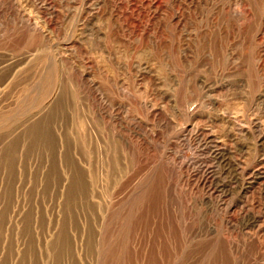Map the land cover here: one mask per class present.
<instances>
[{
  "label": "rangeland",
  "instance_id": "1",
  "mask_svg": "<svg viewBox=\"0 0 264 264\" xmlns=\"http://www.w3.org/2000/svg\"><path fill=\"white\" fill-rule=\"evenodd\" d=\"M252 118L264 0H0V264H264L204 141Z\"/></svg>",
  "mask_w": 264,
  "mask_h": 264
},
{
  "label": "built area",
  "instance_id": "2",
  "mask_svg": "<svg viewBox=\"0 0 264 264\" xmlns=\"http://www.w3.org/2000/svg\"><path fill=\"white\" fill-rule=\"evenodd\" d=\"M253 120L254 119L250 121L251 123L248 129L249 135L252 137L253 141L252 150L255 152L254 157L252 156L251 158L250 165H245V163L240 160L241 155H239V153L244 149L242 147L243 145L239 147L237 144H232L231 147L229 146L225 148V145L222 143L219 136H216L213 133L216 138L211 141L215 146L212 148L211 144L207 146L210 148V151L217 150L219 152L220 159L218 161L215 158L210 157L212 160V165H210V167H214L215 171H217L216 180L226 183V187L223 190L216 189L213 182V176L209 174L212 178L211 187L213 192L227 196L230 202L248 196V194L254 189H258L259 194L264 197V125ZM209 134H207V136ZM252 217H249L245 221H239L237 228L240 231L244 230V232H246L249 227H252L253 222H255L256 226L257 220L254 216Z\"/></svg>",
  "mask_w": 264,
  "mask_h": 264
},
{
  "label": "bare ground",
  "instance_id": "3",
  "mask_svg": "<svg viewBox=\"0 0 264 264\" xmlns=\"http://www.w3.org/2000/svg\"><path fill=\"white\" fill-rule=\"evenodd\" d=\"M237 112V111H236ZM252 119H256L261 125H264L260 120H258V118H252ZM251 119V120H252ZM219 120V119H218ZM240 120V119H239ZM250 120V121H251ZM241 121V120H240ZM243 123V122H242ZM247 123H248V121H247ZM245 124V123H244ZM249 124V123H248ZM231 125H233L234 126V124L233 123H231ZM229 126V125H228ZM233 126H232V129H233ZM40 127V131L41 132H43L44 130L46 131V134H47V129H46V126H45V124H44V121L42 120V121H40V122H38V124H37V129ZM243 128V127H242ZM244 128H246V127H244ZM190 129H191V127H190ZM232 129L230 128V130H228L229 132V135L230 136H232V144L233 145H236L237 143H241V145H243L242 147L244 148V149H246L247 151H248V149L251 147L252 148V146H253V141H252V137L249 135V132L248 131H246V133H243V134H241V135H238V136H236V134H235V132L234 131H232ZM247 129V128H246ZM193 131V130H192ZM232 131V132H231ZM194 132V131H193ZM234 132V133H233ZM208 137H210L212 140L214 139V138H216L215 137V135H213V134H210V135H208L207 137H206V139L208 138ZM205 139V140H206ZM204 140V141H205ZM203 141V142H204ZM207 143H209L208 141H207ZM213 144V142L211 143V145ZM252 144V146H250ZM210 145V144H209ZM249 145V146H248ZM201 146H203V145H201ZM206 146H207V144H206ZM215 146V144H213V146H211V148L212 147H214ZM204 147V146H203ZM209 151H210V149H208ZM251 151V150H250ZM249 151V152H250ZM211 152V154H212V156L211 155H209L210 157H213V158H215L217 161L219 160V152L217 151V150H213V151H210ZM210 152H209V154H210ZM247 154V153H246ZM243 169V168H242ZM208 170H209V172L211 173V175L213 176V179H214V186H215V188L216 189H220V190H223L225 187H226V183H224V182H219V181H217L216 180V174H217V171H215V168L214 167H209L208 168Z\"/></svg>",
  "mask_w": 264,
  "mask_h": 264
}]
</instances>
